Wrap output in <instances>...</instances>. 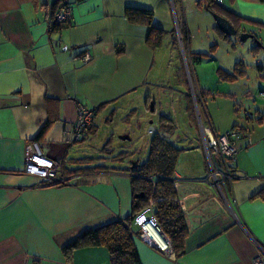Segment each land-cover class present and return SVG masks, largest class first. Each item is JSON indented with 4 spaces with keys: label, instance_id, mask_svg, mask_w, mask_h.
<instances>
[{
    "label": "crops",
    "instance_id": "1",
    "mask_svg": "<svg viewBox=\"0 0 264 264\" xmlns=\"http://www.w3.org/2000/svg\"><path fill=\"white\" fill-rule=\"evenodd\" d=\"M56 1L0 0V264H111L105 246L77 248L71 259L63 246L86 229L131 214L134 173L131 166L116 165L114 158L82 166L78 162L83 158L73 155L76 145L96 136L99 126H112L118 115H123V126H142L137 120L151 117L146 112L153 100L150 92L166 78L158 75V68L170 65L180 45L181 66L191 83L184 95L188 117V93L194 102L193 93L209 90L194 72L190 53L202 52L190 50L192 34L183 0H71L72 20L55 31L50 17ZM217 1L241 31L260 40L256 31L264 29V0ZM128 7L153 10V24L165 30L159 46H151L148 24L132 20ZM184 22L189 32L186 45L179 30ZM216 49L203 60L213 59ZM257 67L263 72L259 60ZM262 79L259 92L264 75ZM229 95L235 113H211L210 96L199 106L217 132H234L238 153L228 195L203 179L209 167L201 145L202 152L196 147L199 159L188 158L181 165L178 158L173 180L188 227L185 251L169 256L157 250L140 237L134 224L142 264H255L258 245L264 248V101L254 99L242 112L237 94ZM77 101L92 111L100 109L93 118L97 131L87 129L82 141L74 142L70 133ZM104 112L106 118L101 117ZM49 121L38 142L45 155L64 160L70 170L89 168L69 176L64 171L67 182L61 185H45L24 169L26 144L35 141ZM164 121H173L165 115L159 121L160 132L170 140Z\"/></svg>",
    "mask_w": 264,
    "mask_h": 264
},
{
    "label": "rangeland",
    "instance_id": "2",
    "mask_svg": "<svg viewBox=\"0 0 264 264\" xmlns=\"http://www.w3.org/2000/svg\"><path fill=\"white\" fill-rule=\"evenodd\" d=\"M198 2L199 0H183V9L186 20L188 19L187 21L190 23L192 34L190 50L209 53L211 46L217 44L213 59L203 60L194 65L195 75L201 77L202 81L206 83L209 90L214 94L207 99V106L210 112L219 113L221 111L225 113L228 111L229 113H235L233 109L234 102L229 95L231 93L237 94L236 99L240 103L242 112L246 103H252L254 99L264 101V98L259 96L260 87H258V82L263 80L264 68L262 72L257 67L258 60L264 66V29L256 31L260 38L259 41L249 38L242 42L239 35L229 36L231 42L225 41L214 29L216 22L212 14L205 7L199 10ZM178 9L179 5L177 6ZM258 43L262 47H259L256 52L253 47ZM182 49L180 45L179 53L177 51L171 54L170 65L168 64L166 68H158V75L166 78L154 85L150 92L153 100L146 112L151 117L146 119L139 118L137 122L140 121L142 126H123V115H118L112 126H99L96 136L87 138L83 143L77 144L75 147L74 156L90 160L82 166H90V162L97 163V159L102 157L110 161L114 158L116 165L124 164V168L130 167L132 162L145 163L148 159L152 137L148 133V129L155 127L160 132L159 121L164 115L170 117L175 126L169 130V138L177 148L181 149V155L179 154L178 157L179 164L184 165L188 158H200L198 148H200V145L202 149L204 148L197 111L198 122H192V119L187 116L185 108L184 95L188 88L190 89L191 83L186 68L181 66L180 55L183 57ZM238 62L243 64L241 68H244L247 72L244 77L234 83L218 79L216 75L218 67L231 71ZM248 89L250 94L247 92ZM262 89L264 90V88ZM197 96H199V92H196L193 97L197 100ZM253 96L256 98H253ZM153 103L154 111L151 110ZM194 103V105L197 104L195 99ZM201 115L204 116L203 108L201 109ZM107 116L104 112L101 117L106 118ZM237 117L235 116L234 118L236 119ZM150 119L153 120L152 123L149 122ZM126 128H129L128 132H125L124 129ZM122 136H129V139H122ZM202 156L204 158L203 153Z\"/></svg>",
    "mask_w": 264,
    "mask_h": 264
},
{
    "label": "trees",
    "instance_id": "3",
    "mask_svg": "<svg viewBox=\"0 0 264 264\" xmlns=\"http://www.w3.org/2000/svg\"><path fill=\"white\" fill-rule=\"evenodd\" d=\"M58 1L59 0L53 4L54 12L58 6ZM198 3L199 6L204 5L207 10L211 9L224 15L220 11V4L217 0H199ZM54 12L50 17V26L52 28L51 30L56 31L65 27L68 23L55 22ZM127 13L132 20L142 19L148 24V42L152 47L159 46L165 35V30L153 24V10L149 8L128 7ZM231 22L235 25L238 31H241V25L236 20H231ZM183 24L184 25L179 26V30L181 38L186 45L189 38V32L186 23L184 22ZM225 37L227 39L230 38L227 35H225ZM259 47H262L260 43L256 44L253 48L258 50ZM215 49L216 45L214 44L209 53H190V57L193 62L199 63L204 58H211L212 51ZM241 66H243V64L238 62L233 71H227L222 67H219L217 69V74L219 78L224 81H235L239 77L245 75V69L241 68ZM199 92V96H197L199 106L201 103L206 104L207 97L213 95L209 90L201 89ZM188 94L190 102L188 103L187 109L189 110L190 118L192 119V122H198L193 99L191 94ZM99 109L100 108H94V115H96ZM165 124L166 121L163 122V125ZM50 125L51 121L42 127L38 136L35 138V141L39 142ZM91 126L92 127L88 128V131L93 134L97 129L94 128L96 127L94 124ZM164 127L171 130L175 126L174 124L169 123ZM180 152L181 149L177 148L167 136L159 131L153 133L147 161L143 164H138L137 167L131 169L134 173L132 178L133 205L131 214L105 225L82 231L74 239L63 246V252L67 258L71 259L73 252L77 248L85 246H105L109 251L111 264H142L134 241L133 225L135 224L137 215L149 206L150 200H153L154 216L162 231L171 240L175 256L183 253L185 251L184 243L185 238L188 235V227L178 199L175 181L173 180ZM87 161L90 160L83 158L79 160L78 163L84 164L87 163ZM88 169L89 168H79L76 170H70L66 168V166L64 167V171L68 176L73 174V172H80ZM157 174L160 178H157ZM151 177H153V180L150 179ZM45 185L50 186L61 184L54 182L45 183Z\"/></svg>",
    "mask_w": 264,
    "mask_h": 264
},
{
    "label": "built area",
    "instance_id": "4",
    "mask_svg": "<svg viewBox=\"0 0 264 264\" xmlns=\"http://www.w3.org/2000/svg\"><path fill=\"white\" fill-rule=\"evenodd\" d=\"M73 15L74 4L72 1L59 0L54 12V21L57 23H69ZM84 58L88 60L90 57L86 54ZM259 94L264 98V90L260 91ZM194 99L197 102L196 98ZM196 105L200 125L199 129L209 167L203 179L206 181L211 180L220 192L228 195L227 184L235 178L233 164L238 153L234 132H217L212 122L208 119L205 120L201 115L198 102ZM93 118V111L83 103L77 101L76 119L70 133L72 141L79 142L84 138L85 131L93 124ZM155 132L154 127L148 129L149 134ZM24 169L27 173L41 178L44 183L55 182L62 184L67 182V177L64 174V160H54L46 156L36 141H31L26 144ZM157 178H160L158 174ZM150 179L153 180V177ZM135 224L138 226L140 237L143 240L169 256L174 255L171 240L162 231L154 216L153 200H150L149 206L137 215ZM151 229L153 232H151ZM258 246L259 251L255 259V264H264V248L260 245Z\"/></svg>",
    "mask_w": 264,
    "mask_h": 264
},
{
    "label": "water",
    "instance_id": "5",
    "mask_svg": "<svg viewBox=\"0 0 264 264\" xmlns=\"http://www.w3.org/2000/svg\"><path fill=\"white\" fill-rule=\"evenodd\" d=\"M216 22V27L227 36L239 35L240 41L244 42L249 38H254V34L246 31H238L235 25L226 16L218 13L214 10H208ZM151 110H154L153 104L151 105ZM123 139H129V136H122ZM138 162L131 163V169L137 167Z\"/></svg>",
    "mask_w": 264,
    "mask_h": 264
},
{
    "label": "bare ground",
    "instance_id": "6",
    "mask_svg": "<svg viewBox=\"0 0 264 264\" xmlns=\"http://www.w3.org/2000/svg\"><path fill=\"white\" fill-rule=\"evenodd\" d=\"M151 232H153V230L151 229ZM149 238V237H148Z\"/></svg>",
    "mask_w": 264,
    "mask_h": 264
}]
</instances>
